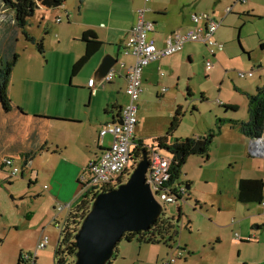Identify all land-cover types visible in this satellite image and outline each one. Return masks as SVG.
<instances>
[{
	"label": "crops",
	"instance_id": "1",
	"mask_svg": "<svg viewBox=\"0 0 264 264\" xmlns=\"http://www.w3.org/2000/svg\"><path fill=\"white\" fill-rule=\"evenodd\" d=\"M85 6L87 7L83 11ZM144 6L147 7L145 19L152 22L147 39L157 47L164 45L169 33L183 32L194 26L191 20L193 13H207L220 21L213 38L223 43V48L211 55L205 44L186 42L179 51L144 66L141 76L142 91L138 101L142 103V110L138 103L131 149L138 139L147 143L151 138L167 132L171 120L169 115L173 112L175 114L178 108L182 113L181 99L185 94L195 93L193 80L200 79L202 73L205 76L200 83L203 87L202 94H205L209 81L220 83L226 79L228 71L248 69L245 62L253 63L249 71L258 70L260 76L264 75L263 59L251 55L253 48L248 49L240 40L238 28L242 17L262 18L264 0H201L197 3H188L187 0H65L56 8L40 6L37 9V19L36 11L29 21L27 31L35 37H43L44 51L38 52L36 46L26 41L21 32L14 35L16 43L21 40L25 43L23 54L18 51V59L11 71L9 96L22 109L23 114L13 111L3 115L0 113V226L13 233H23L10 242L14 246H6L5 239L0 236V253H5L0 264H24L18 262L19 254L33 252L40 236L47 235L53 223L57 226L62 223L68 208L58 211L57 205L73 204L82 193L78 181L82 168L110 146L112 136L107 133L99 142L98 132L104 125L119 120L121 107L126 103V73L118 62L123 61L126 65L134 62L133 56L125 54L123 47L129 31L137 21V9ZM227 7H231L229 12H226ZM125 8L129 11H125ZM49 13L55 19L52 25L47 23ZM114 13L124 20L120 25L112 24ZM57 18L60 21H56ZM6 20L1 22L0 42L4 38L8 40L11 34L7 37L6 31L13 28ZM33 20L37 21L38 30L33 29ZM86 30L94 31L102 45L71 76L72 65L84 52L81 36ZM260 45L264 49L261 40ZM107 53L117 55L118 61L114 65L116 75L110 81H98L96 70ZM205 57L212 61L211 69L205 68L203 72L202 67L199 70L192 67L193 62H202ZM247 77L250 76L241 78ZM91 78L94 79V84L89 87L88 80ZM235 89L244 94L254 92L250 82L240 83ZM149 95L162 100L167 106L168 120L163 118L155 122L143 119ZM225 103L223 100L219 101V104ZM223 118L237 119L226 116ZM257 138L240 133L229 123H222L214 138L217 144L224 142V149L228 150L231 158H246V154L253 158L250 159L253 160V169L242 171L238 175V181L240 178H261L264 182V156L254 152L252 147ZM27 152L34 153L28 166L22 169L23 154ZM212 152L213 150H209L206 162L210 161ZM6 156L12 157L19 165L18 176H10L8 167L1 166V159ZM181 182L178 183L182 184ZM38 185H41L40 190ZM182 185L187 190L189 200L190 184L184 182ZM257 204L262 206L261 202ZM180 219L181 216L179 223ZM23 237L25 245H20ZM122 242L130 244L137 241ZM118 251L114 264H124L122 262H125L126 256L121 254L119 248Z\"/></svg>",
	"mask_w": 264,
	"mask_h": 264
},
{
	"label": "rangeland",
	"instance_id": "2",
	"mask_svg": "<svg viewBox=\"0 0 264 264\" xmlns=\"http://www.w3.org/2000/svg\"><path fill=\"white\" fill-rule=\"evenodd\" d=\"M200 1L187 0L188 3ZM216 3L218 4V1ZM86 7L83 8V11ZM124 10L129 11L128 8ZM5 15L6 18L11 17L10 13ZM38 15L39 11L36 12V19ZM3 17L4 15L1 18ZM54 21L55 19L49 13L47 23L52 25ZM122 21L124 20L121 16H117V13L113 14V25H120ZM32 24L33 29L38 30L36 29L37 21L33 20ZM238 28L241 34L240 40L248 49L253 48L251 55L259 56L264 61V49L260 45V40L264 43V12L262 18L246 19L242 17ZM236 37L237 32L235 39ZM23 43H25L23 40L16 43L17 50L22 51V54ZM234 45H236L235 41ZM206 59L208 57L203 58L202 62L198 60L193 62L192 67L198 70L202 67L204 72ZM245 63L248 65V69L237 68L235 71H228L223 82L212 83L209 81L208 87L205 88V94L201 93L202 85H200L201 81L205 79L203 73L200 75V79L193 80L195 93L185 94L181 99L180 106L183 116L174 131V137L198 136L202 132L205 134L209 128L215 127L216 118L226 116L240 120H243L242 118L247 119V96L235 89V86L237 87L243 82H250L251 90L255 91L257 85L264 86V75L260 76L258 70H252L250 77L246 79L239 77L237 75L238 70L249 71L250 66L253 65L252 62ZM221 100L236 104L238 108L233 112L225 111L219 104ZM138 103L139 106H142V103ZM144 112L143 119L145 120L155 122L163 118L168 120L169 110L167 106L155 96L149 95V101ZM164 114L165 116H163ZM172 115H169L170 119ZM219 145L213 140L210 147L213 152L209 162H206V159L199 155H190L182 166L178 182L190 184V199L178 203L182 215L175 246L178 245L180 248L174 252L177 253L178 250H182L183 256L177 259L174 264H264V209L260 204H242L235 198L238 175L242 171L246 172L253 169L251 166L253 160H250L253 158L247 154L246 158H231L228 150L224 149V142ZM160 152L169 157L167 152ZM262 176L264 175L262 174ZM40 187L41 185H38L37 188L40 190ZM164 212L167 216L176 219V203L165 204ZM256 226L258 228H255ZM58 232L59 226L53 223L51 230L47 232L49 243L36 253L38 254V264H54L53 251ZM22 234L10 232L0 226V236L5 239L4 244L6 246H14L15 244H10V242ZM236 234L239 238L236 237ZM247 238L250 239L240 241ZM24 241L25 237L19 244L25 245ZM118 248L121 254L126 256L125 262H122L124 264H160L169 254V248L163 243L141 244L131 242L127 244L122 242ZM1 258H5V253H0V260Z\"/></svg>",
	"mask_w": 264,
	"mask_h": 264
},
{
	"label": "trees",
	"instance_id": "3",
	"mask_svg": "<svg viewBox=\"0 0 264 264\" xmlns=\"http://www.w3.org/2000/svg\"><path fill=\"white\" fill-rule=\"evenodd\" d=\"M65 0H0V30L1 22L5 21L13 28L11 31H6L8 40L0 42V113L6 114L10 111L22 113L20 107L16 106L9 96L10 77L13 66L18 59L19 52L16 48V33L19 31L24 36L25 40L33 43L38 52L44 51L43 37H35L27 31L29 21L35 11L43 6L45 8H56L61 6ZM10 13L11 17L5 14ZM4 15L3 18H1ZM59 19V18H57ZM57 21V20H56ZM60 21V20H59ZM1 40V38H0ZM81 40L84 42V52L79 59L71 67V76H74L85 63L94 55L101 47L102 41L97 37L92 30H86L82 33ZM247 96V120H237L232 118H216L215 127L209 128L204 135L190 137H174L173 133L177 129L181 111L178 108L170 120L167 132L164 135L155 136L145 142L143 139H138L130 151V161L133 163L130 169L123 173L113 183L92 186L82 191L80 196L69 207L68 212L59 225L57 242L53 251L54 264H74L75 254L77 251L74 235L80 227L81 221L89 211L94 197L100 191L111 189L118 184L124 182L131 169L141 158V151L147 150L150 153L153 150L165 151L171 158L170 161V184L175 187L178 183V178L181 174V169L186 159L190 155H199L203 158H208L209 150L215 136L219 131L222 123H229L236 127L240 133L256 138L264 132V86L257 85L253 93H246ZM225 111H235L237 106L234 104H220ZM42 118V116H40ZM43 118H46L43 116ZM34 152L23 154L21 168L28 166ZM7 157V156H6ZM4 157H2L3 159ZM12 158V157H8ZM1 159V166L7 167ZM15 161V160H14ZM17 164V163H16ZM18 165V164H17ZM177 182V183H175ZM264 182L261 178H240L238 181L236 199L242 203H260L264 197ZM186 193L185 198L188 199ZM179 202V201H178ZM177 215L176 219L169 217L165 212L154 222L147 231L125 232L120 242L133 241L142 243L159 244L163 243L169 248V254L180 248L176 244V237L179 233V218L182 215ZM250 238L240 241H247ZM175 246V248H174ZM177 247V248H176ZM171 250V251H170ZM182 255V250L180 251ZM119 251L115 247L114 253L107 264H114L117 261ZM161 261V262H163ZM18 262L23 263L22 253L19 254ZM176 262V261H175ZM174 262V263H175ZM173 263V264H174Z\"/></svg>",
	"mask_w": 264,
	"mask_h": 264
},
{
	"label": "built area",
	"instance_id": "4",
	"mask_svg": "<svg viewBox=\"0 0 264 264\" xmlns=\"http://www.w3.org/2000/svg\"><path fill=\"white\" fill-rule=\"evenodd\" d=\"M147 1L145 0V2ZM230 10L231 7L226 8V12ZM146 11V6L137 9V21L129 31L123 47L125 54L133 56L134 62L131 65H126L123 61L118 62L119 67L124 68L126 73L125 93L127 96L126 103L121 107L119 113L120 121L106 124L99 130V142L107 133L112 136V141L99 157L88 161L82 168L78 178L82 191L92 186H104L113 183L133 165L130 161V147L133 143L132 139L137 123L138 101L142 91L141 76L144 66L179 51L186 42L205 44L211 55L223 48V43L217 42L213 38L220 21L207 13H193L191 20L194 26L183 32L173 31L169 33L164 45L157 47L153 41L147 39V33L152 29V22L145 19ZM59 20L57 19V21ZM211 67L212 61L208 58L205 61V68L209 70ZM115 75L116 70L113 66L105 75L104 80L110 81ZM238 75L239 77L251 76L252 71H238ZM93 84L94 79H89L88 86L92 87ZM252 147L253 151L255 150L254 152L264 156V132L253 141ZM148 159L149 167L146 173V181L149 183L155 199L162 205L163 210L165 204L185 201L187 193L185 187L182 184H176L174 187L169 182L171 158L161 154L158 150H153L149 153ZM2 161L8 167L10 176L19 175L20 167L13 158L4 157ZM261 204L264 208V198ZM66 207L69 209L70 205L59 203L56 208L61 211ZM236 237L239 238L237 234ZM48 241L49 237L47 235H41L33 252L22 253L23 263L37 264L36 253L38 250L45 248ZM180 254V250L177 253L173 251L170 257L160 264H173Z\"/></svg>",
	"mask_w": 264,
	"mask_h": 264
},
{
	"label": "water",
	"instance_id": "5",
	"mask_svg": "<svg viewBox=\"0 0 264 264\" xmlns=\"http://www.w3.org/2000/svg\"><path fill=\"white\" fill-rule=\"evenodd\" d=\"M117 61V55H104L96 70L98 81L104 80ZM148 158V151L142 150L141 158L124 182L94 197L74 235L77 248L74 264H107L125 232L147 231L162 215V205L146 181Z\"/></svg>",
	"mask_w": 264,
	"mask_h": 264
}]
</instances>
